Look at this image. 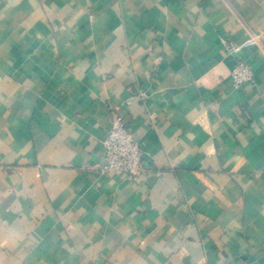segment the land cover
Here are the masks:
<instances>
[{
    "label": "crops",
    "instance_id": "obj_1",
    "mask_svg": "<svg viewBox=\"0 0 264 264\" xmlns=\"http://www.w3.org/2000/svg\"><path fill=\"white\" fill-rule=\"evenodd\" d=\"M259 33L264 0H0V264H264Z\"/></svg>",
    "mask_w": 264,
    "mask_h": 264
},
{
    "label": "built area",
    "instance_id": "obj_2",
    "mask_svg": "<svg viewBox=\"0 0 264 264\" xmlns=\"http://www.w3.org/2000/svg\"><path fill=\"white\" fill-rule=\"evenodd\" d=\"M264 38V33L252 34L250 38L241 45L227 43L228 50L232 55H238L245 48L259 45ZM234 87L254 83V73L243 60L237 59L236 65L231 72ZM104 163L98 166L102 173H116L126 177L129 181H136L143 168V150L141 144L134 138L132 132L127 127L124 119L113 114L111 117V129L107 138L103 141ZM202 264H233L230 262L204 261Z\"/></svg>",
    "mask_w": 264,
    "mask_h": 264
}]
</instances>
